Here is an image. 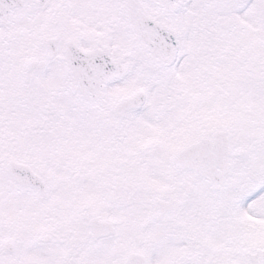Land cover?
Segmentation results:
<instances>
[{
  "label": "snow or ice",
  "instance_id": "snow-or-ice-1",
  "mask_svg": "<svg viewBox=\"0 0 264 264\" xmlns=\"http://www.w3.org/2000/svg\"><path fill=\"white\" fill-rule=\"evenodd\" d=\"M0 264H264V0H0Z\"/></svg>",
  "mask_w": 264,
  "mask_h": 264
}]
</instances>
